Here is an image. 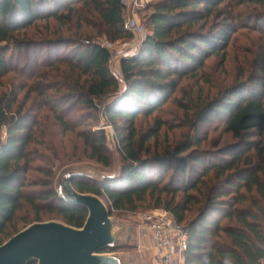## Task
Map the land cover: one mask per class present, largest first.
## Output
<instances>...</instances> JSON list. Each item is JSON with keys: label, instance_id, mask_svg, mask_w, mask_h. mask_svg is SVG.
I'll list each match as a JSON object with an SVG mask.
<instances>
[{"label": "trees", "instance_id": "trees-1", "mask_svg": "<svg viewBox=\"0 0 264 264\" xmlns=\"http://www.w3.org/2000/svg\"><path fill=\"white\" fill-rule=\"evenodd\" d=\"M63 1L0 0V44L6 43L0 45V83L14 71L11 65L13 54L22 49L21 42L15 40L17 33L40 19L53 18L60 24L72 20L70 14L62 13ZM253 1L263 4L260 0ZM73 2H84L85 6L94 8L109 41L133 38L132 32L126 29L124 0H70L66 7ZM226 2L165 0L153 5L148 19L150 33L140 53L131 59L121 60V81L109 68L111 51L90 38L83 42L84 51L71 54L70 59H59L88 77L89 84L84 92L88 98L85 101L87 107L94 108L96 100H105L112 94L119 95V103L114 101L112 104L115 106L108 107V116L112 120H125V127L118 134L124 162L123 178L111 184L109 181L76 177L72 179V186L82 194L105 197L110 212L112 209L135 212L137 204L148 195L165 193L169 200L165 201L164 208L171 213L176 224L186 226L188 231L184 264H264V145H261L262 142L254 144L247 141L253 133L264 137V55L261 66L263 79L233 87L222 94V100L218 98L204 105L197 114V133L201 126L225 116L227 131L240 142L232 150L229 160L218 164L207 163L203 157L194 154L197 142L193 139L179 144L175 149L176 156L169 160L143 158L146 143L159 136L164 124L157 122L140 140L135 127L139 116L152 114L167 103L178 88L177 81L189 76L197 77L196 71L203 68L205 61L218 55L220 48L229 44L235 28L223 29L211 38L191 31L194 26L219 17L220 7ZM61 42L59 40L56 45ZM219 43L221 46H218ZM25 47L23 49H27ZM58 49L56 47L48 52V60L52 54L59 52ZM173 77L175 80H172ZM39 92L43 96L47 94L44 87H39ZM73 98L76 96L69 99ZM18 103L16 94L0 97V246L12 238L10 231L24 203L37 212L43 208L56 212L67 225L79 229L88 218V210L84 206L62 200L50 182L45 184L47 190L41 193L31 195L25 192V176L34 162L31 146L35 142L37 121ZM64 103L61 101L56 105L52 101L49 105L56 110L57 107L61 109ZM61 113L64 114V111ZM185 114L189 116L187 110ZM55 118L65 130L71 131L64 116L56 114ZM79 136L90 151L91 160L105 168L112 166L103 130H85ZM250 150L254 151L252 157L248 155ZM156 163L158 166L155 169L152 165ZM201 167V173L195 177L198 170L194 168ZM157 169H163V172L158 175ZM169 169H172L171 180L161 188ZM157 175L162 176L159 182L153 180ZM206 178L218 185L209 189L199 216L188 223L186 215L190 207L199 203L194 193H202L200 188L205 185L203 180ZM180 195H183V201H177ZM247 195L255 196L246 199ZM227 199L229 202L225 201ZM247 201L249 206L245 208L243 203ZM216 212L222 217L211 221L209 215ZM222 219L235 221L236 224L222 227Z\"/></svg>", "mask_w": 264, "mask_h": 264}, {"label": "rangeland", "instance_id": "rangeland-1", "mask_svg": "<svg viewBox=\"0 0 264 264\" xmlns=\"http://www.w3.org/2000/svg\"><path fill=\"white\" fill-rule=\"evenodd\" d=\"M69 1H63L64 11L62 12L64 15L72 16L69 23L60 24L53 18L40 19L16 34L15 40L21 42L22 45H19L22 49L13 54L11 65L14 71L0 83V97L16 94L18 106H23L24 112L30 111L29 113L37 121L34 129L35 142L31 146L34 162L25 176V192L31 195L47 190L45 184L49 182L55 188L62 170L71 165H85L90 167V170L93 168L100 171V175L109 176L107 178L97 177L101 182L109 181L113 184L123 178L124 162L120 155L118 134L125 127V120H112L108 116V107L119 103L117 102L119 95L112 94L105 100H96V107H87L85 101L88 98L84 96V92L89 84L88 77L77 72L72 65L61 63L59 59L69 58L73 53L79 54L84 51L83 42L90 38L111 51L112 59L109 68L112 74L121 81V60L126 59L124 56H128L129 59L133 58L131 56L134 52H136L134 55L136 57L144 41H141L142 38L136 32H132L133 38L130 40L109 41L104 35V27L94 8L85 6L84 2H73L67 8ZM162 1L165 0H149L148 3H141V0L131 2L124 0L125 23L132 20L135 25L142 26L148 37L150 33L148 19L153 5ZM260 1H263V4L254 3L253 0H227L220 7L219 17H212L208 22H202L193 27L192 32L203 34L208 38L216 36L223 29L235 28L236 32L232 33L229 44L220 48L218 55L211 56L205 61L203 68L196 71L197 77L189 76L177 81L178 88L170 95L167 103L157 108L152 114L141 115L136 119L138 140L147 135L157 122L164 124L159 136L153 137L146 143L147 150L143 153V158L169 160L176 156L175 149L179 144L193 139V142H197L193 149L194 154L203 157L207 163L218 164L223 160H229L232 150L240 142L227 131L225 116L223 119H217L208 125L201 126L198 133L195 130L196 118L204 105L211 104L218 98L222 100V94L233 87L240 86L242 83L249 84V81L258 78L263 79L261 66L264 55V0ZM258 21L260 23L256 24ZM59 40L62 42L56 45ZM25 46L27 49H23ZM218 46H221V43ZM56 47H59V52L52 54L48 60V52L55 50ZM37 59H39L38 63L35 62ZM174 78L172 80H175ZM39 87H44L47 94L44 96L40 94ZM48 88L51 90L48 91ZM72 96L76 98L69 99ZM63 99L65 103L61 109L58 107V110L51 109L49 104H52V101L58 105L61 101L64 102ZM114 101L116 103L112 104ZM129 104L131 105V102ZM186 110L189 116L185 114ZM62 111L64 114L61 113ZM56 114L64 116V120L72 128L71 131L65 130L58 123L55 118ZM85 130L105 132L107 146L113 160L111 167L105 168L90 159V151L79 136V133ZM247 141L254 144L262 142L261 145H264V137L256 133H253ZM253 153L254 151L250 150L248 155L252 157ZM157 166V163L152 165L155 169ZM194 169L198 170L197 174L195 173L197 177L202 167ZM157 170L158 175L163 172V169ZM50 173L53 174L52 177L49 176ZM166 173L164 182L160 185L161 188L170 182L172 169ZM158 175L153 177L156 182H159L162 177ZM203 181L205 185L200 188L202 193H194L199 203L195 202L196 204L190 207L186 215L188 223L199 216L201 204L209 189L218 185L212 179L210 181L206 178ZM253 196L255 195H247L246 199H251ZM167 198L165 193L156 192L138 203L135 212L132 210L119 212L112 209L111 218L117 223L121 222L124 226L118 230L119 237H121L118 242L119 246L112 250L107 248L103 253L119 255L126 259V264H165L157 244L148 231L145 216L157 210L168 212L164 208L165 201L169 200ZM101 199L111 211L105 197ZM181 200L183 201V195L177 196V201ZM225 201L229 202V199ZM243 204L245 208L249 206L248 201ZM209 217L211 221H216L222 215L216 212ZM171 221H174L172 216ZM47 222L65 223L56 212L48 211L47 208L37 212L24 203L23 208L17 214L14 228L10 231L11 236H15V233L21 232L34 223ZM235 224V221L221 220L222 227ZM182 227L186 229V226ZM179 260V256H176L174 264L185 263L184 256L182 263Z\"/></svg>", "mask_w": 264, "mask_h": 264}, {"label": "water", "instance_id": "water-1", "mask_svg": "<svg viewBox=\"0 0 264 264\" xmlns=\"http://www.w3.org/2000/svg\"><path fill=\"white\" fill-rule=\"evenodd\" d=\"M85 165H71L62 170L55 190L68 203L79 204L88 210L82 228L65 223H34L0 246V264H126L119 255L104 254L115 249L120 241L121 222L111 218L104 201L92 194H82L72 186V179L87 177L107 178Z\"/></svg>", "mask_w": 264, "mask_h": 264}, {"label": "built area", "instance_id": "built-area-1", "mask_svg": "<svg viewBox=\"0 0 264 264\" xmlns=\"http://www.w3.org/2000/svg\"><path fill=\"white\" fill-rule=\"evenodd\" d=\"M129 1L131 2L132 0ZM148 2L149 0H141V3ZM126 29L139 34L142 42L147 38L145 29L140 25H135L132 20L126 22ZM134 55H136V52L131 57H134ZM124 58L127 59L128 56H124ZM171 216V213L165 210L150 212L145 216L148 231L157 244L165 264H174L176 256H179V262L182 263L184 253L188 247L187 229H184L174 221L172 222Z\"/></svg>", "mask_w": 264, "mask_h": 264}]
</instances>
